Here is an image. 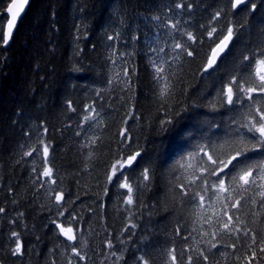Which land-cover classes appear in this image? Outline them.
I'll list each match as a JSON object with an SVG mask.
<instances>
[{
    "label": "trees",
    "instance_id": "16d2710c",
    "mask_svg": "<svg viewBox=\"0 0 264 264\" xmlns=\"http://www.w3.org/2000/svg\"><path fill=\"white\" fill-rule=\"evenodd\" d=\"M11 1L0 0L3 30L7 20L4 9ZM178 2L181 0H32L10 47L4 49L0 43V207L5 209L0 214V264H52L53 260L67 264L70 254L62 252L68 242L51 223L54 219L65 222V218L56 216L47 186L37 191L39 182L33 183L41 170V159L36 153L24 155L36 144L41 126L48 129L43 139L52 146L49 162L55 169L56 187L63 190L69 210L82 217L80 244L87 241V264H111L104 260V241L108 238L117 250H124L119 264H138L137 257L145 250L155 258L154 264H161L162 250L173 242L183 246L174 234L176 225L185 235L198 227L194 223L195 202H181L175 185L186 182L193 173L199 174L201 160L199 156L189 160L190 154L197 153L202 145H225L237 135L233 120L240 118L239 109L221 104L219 85L241 66L242 54L250 55L264 47V0H253L255 11L243 6L237 12H228V0H183L186 5L193 4L191 13L176 9ZM221 8L228 12L227 19L245 27L235 35L217 71L198 75L203 55L175 63L182 82L162 107L152 80L149 46H157L158 36L161 42L171 43L166 35L169 29L163 27L168 17L179 19L183 27L199 36L203 31L200 25H207ZM156 16L161 17L160 22L152 19ZM116 32L120 33L116 45L119 58L113 65L108 59L113 42L107 36ZM135 36L140 39H133ZM123 67L129 73L133 67L136 70L134 94L122 91L118 83L108 84ZM69 101L75 112L68 109ZM93 101L98 106V119L103 121L100 127L82 120L87 114L84 109ZM129 103L139 117L128 120L133 137L129 150L142 153L130 169H125L137 189L132 217L136 228L130 229L131 235L121 234L128 223L122 204L126 190L109 185L108 195L103 194L104 173L115 158L118 132ZM165 119L172 123L162 126L160 121ZM80 124L82 129L77 127ZM77 131L80 135L75 134ZM93 135L101 138L97 146L82 148ZM249 155L253 157L250 162L264 160L262 152ZM189 163L191 168L180 166ZM145 168L149 169L150 180L141 183ZM250 207L245 204L241 216L264 238V214L254 218ZM18 213L23 216L18 218ZM12 231L20 233L24 245L21 257L9 254L15 246L9 239ZM193 236L200 238L195 232ZM225 242L232 241L225 238ZM219 251L230 253L231 249ZM228 259L231 262V255Z\"/></svg>",
    "mask_w": 264,
    "mask_h": 264
},
{
    "label": "snow or ice",
    "instance_id": "6c2138e0",
    "mask_svg": "<svg viewBox=\"0 0 264 264\" xmlns=\"http://www.w3.org/2000/svg\"><path fill=\"white\" fill-rule=\"evenodd\" d=\"M27 3L28 0H23V4H17L16 0H12L4 9L5 12L11 14V18L6 20V32L3 30V24L0 23V43L3 45H7L11 39L17 17L23 10V5ZM241 5L252 11L256 9L253 0H228V12L235 11ZM174 7L179 10L186 9L189 13L193 10V4L186 5L183 0L176 3ZM168 11L171 12L172 9ZM228 12L224 8L216 11L207 25H200L203 31L199 36L183 27L179 19L167 18L163 27L169 29L166 35L171 37V43L166 40L161 42L162 38L158 36L155 41L157 46L148 48V52L151 53L149 62L152 68V80L155 82L157 96L162 102V107L173 97L177 86L182 82L178 74L179 70L174 67L175 63L187 58L196 60L203 55L198 75L203 76L205 73L211 74L218 70L217 65L221 62V57L232 45L235 35L245 27L243 23L235 24L231 19H227ZM152 19L156 22L161 21L160 16ZM221 20H225L226 23H220ZM133 39L138 40L140 37L135 36ZM107 40L113 42L110 45L112 52L108 59L116 65L119 58L116 45L120 40V33L116 32L107 36ZM206 41L205 48L203 46ZM166 49L170 51L166 52ZM124 55L128 54L121 53V56ZM240 65L221 82L218 94L221 104L231 106L233 110L239 109L240 118L233 120V123L237 125L235 129L237 135L234 139L226 141L225 145H202L197 153L190 154L189 160L197 156L201 160L199 174L193 173L185 178L186 182L178 183L175 187L179 191L181 202H195L196 220L194 223L198 227H194L185 235L181 232V226L177 224L174 234L180 238L183 246H178L173 242L162 250L161 264H264V238H261L257 231L249 226V221L241 216V210L245 204L251 205L249 211L252 217L264 214V160L250 162L253 157L249 155L254 152L264 153V47L253 50L250 55L242 54ZM135 71L133 67L132 72L129 73L128 68L123 67L115 72L114 76L108 80V84L118 83L122 91L134 94L133 75ZM96 95L101 96V91H97ZM68 109L72 112L76 111L71 101L68 102ZM84 111L87 114L82 117L83 123L100 127L103 121L98 119L99 111L96 101L86 106ZM136 119L139 117L135 106L129 103L126 118L122 121L118 132L119 145L115 150V158L104 173L105 185L103 187L104 196L108 195L109 185L126 190L122 204L125 206L124 211L128 213L126 217L128 223L122 228L121 234L128 232L130 235V229L136 228L132 217L133 208L137 206L135 196L137 189L133 187V182H129L125 169H130L142 153L140 150H129L133 137L127 125L128 120ZM160 123L163 126L172 121L165 119ZM41 127L42 132L37 133L36 144L31 147V150L24 152V155L29 157L36 153L41 159V170L37 173L33 183L39 182L37 191L47 186L49 199L56 207V216L65 218L67 226L65 222H60L58 219L52 220L51 223L58 229V235L65 237L68 242L62 250V252L70 253L66 256L67 264H87L89 259L85 250L87 241L80 244L84 232L80 223L82 217L74 210H69L63 190L56 187L55 169L49 162L52 146L50 143H45L43 139L48 129ZM77 127L82 129L83 126L80 124ZM241 129L244 131L242 132ZM75 134L80 135V132L77 131ZM100 139L96 135L90 136L81 147L94 148ZM92 156L93 153L90 151L88 159L91 160ZM180 166L192 167L190 163ZM32 171L36 173V167H33ZM149 180V169L145 168L141 173V183ZM185 197L188 201L184 200ZM139 206L143 207L142 204ZM208 212H211V215H208ZM2 213H5V209L0 207V214ZM17 215L19 218L23 216V213ZM252 222L255 223L256 220L253 219ZM12 223L16 221L13 220ZM194 232L198 234L199 239L193 236ZM225 238L232 242L226 243ZM9 239L15 245L9 249V254L16 257L23 256L24 245L20 233L12 231ZM190 239L192 243H189ZM104 243L106 245L104 260L110 261L111 264H119L123 259L124 250H117L111 238L106 239ZM120 243L125 244L126 240H120ZM201 244L204 246L202 247ZM220 248L231 249V252H221ZM229 255H231V262L228 259ZM154 259L147 250L137 257L138 264H154ZM52 264H56L55 260Z\"/></svg>",
    "mask_w": 264,
    "mask_h": 264
},
{
    "label": "water",
    "instance_id": "95a60500",
    "mask_svg": "<svg viewBox=\"0 0 264 264\" xmlns=\"http://www.w3.org/2000/svg\"><path fill=\"white\" fill-rule=\"evenodd\" d=\"M11 2H12V1H11ZM16 2H17V4H23V0H16ZM31 3H32V0H28V3L23 5V10L20 12L19 16L17 17V22H16V26H15V28H14V30H13L12 37H11V39L9 40L8 44L3 46L4 49H8V48L10 47V45H11V43H12V40H13V37H14V35H15V32H16L18 26H19V23L21 22V20L23 19V17H24L25 14L27 13V11H28V9H29ZM243 6H244V5H241V6H240L239 8H237L236 10L242 8ZM236 10H235V11H236ZM6 16H7L8 19L11 18V14H10V13H7V12H6ZM4 31H5V32L7 31V27H6V26H5V30H4ZM230 47H231V45L229 46V48H230ZM228 50H229V49H228ZM228 50H226V52H225L224 55L221 57V59L226 55V53L228 52ZM210 71H211V70H210ZM61 237H62V239H63L64 241H66V238H65V237H63L62 235H61ZM66 242H67V241H66Z\"/></svg>",
    "mask_w": 264,
    "mask_h": 264
},
{
    "label": "bare ground",
    "instance_id": "6f19581e",
    "mask_svg": "<svg viewBox=\"0 0 264 264\" xmlns=\"http://www.w3.org/2000/svg\"><path fill=\"white\" fill-rule=\"evenodd\" d=\"M240 9H241V8H240ZM240 9L236 10V12L239 11Z\"/></svg>",
    "mask_w": 264,
    "mask_h": 264
}]
</instances>
